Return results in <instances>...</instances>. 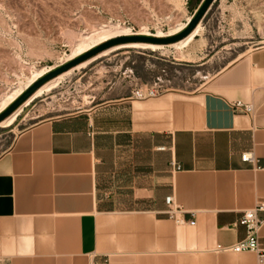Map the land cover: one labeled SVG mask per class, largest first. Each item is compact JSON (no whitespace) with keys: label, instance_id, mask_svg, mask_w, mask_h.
I'll list each match as a JSON object with an SVG mask.
<instances>
[{"label":"crops","instance_id":"crops-1","mask_svg":"<svg viewBox=\"0 0 264 264\" xmlns=\"http://www.w3.org/2000/svg\"><path fill=\"white\" fill-rule=\"evenodd\" d=\"M257 1L212 3L233 10L221 25L233 40L253 42L233 13ZM173 79L156 97L132 90L62 114L30 103L0 132V264H262L216 247L243 239L242 212L264 202V45L195 90ZM259 236L264 246V223Z\"/></svg>","mask_w":264,"mask_h":264},{"label":"rangeland","instance_id":"rangeland-1","mask_svg":"<svg viewBox=\"0 0 264 264\" xmlns=\"http://www.w3.org/2000/svg\"><path fill=\"white\" fill-rule=\"evenodd\" d=\"M257 3L256 10H247L239 18L233 13L235 22L240 19L246 23V40L253 42L243 43L242 37L233 40L227 28L221 27L224 14L232 15L233 10L211 4L209 14L199 22L198 36L187 46L179 48L174 43L158 50L120 47L102 54L104 50L90 58L94 60L87 66L70 69L55 88L31 103L39 102L54 114H62L150 88L142 86L156 82L164 86L159 89L166 90L170 88L165 87L168 79L173 78L175 83L186 85L178 88L195 90L242 53L264 45V0ZM195 6L196 0H0V114L36 82H31L36 72L46 69L45 76L89 51L85 49L96 44L100 29L120 25L129 29L130 35L181 32L196 14ZM222 36L229 41L220 42ZM81 45L86 46L83 52H76ZM174 57L185 65L172 64L170 61H179ZM162 75L167 80H159ZM128 82L134 87L120 86ZM112 84L119 87H110ZM16 91L21 94L11 98ZM30 108L29 103L22 110ZM8 127H0V132ZM9 140L6 135L0 138V152Z\"/></svg>","mask_w":264,"mask_h":264},{"label":"water","instance_id":"water-1","mask_svg":"<svg viewBox=\"0 0 264 264\" xmlns=\"http://www.w3.org/2000/svg\"><path fill=\"white\" fill-rule=\"evenodd\" d=\"M215 0H204L199 9L197 10L194 17L189 21L188 26L183 29L181 32L167 35V36H157V35H141V34H133V35H124L112 38L101 45L87 51L86 53L72 59L66 64L56 68L55 70L50 71L48 74L40 78L37 82H35L30 88L24 92L12 105H10L2 114H0V122L11 115L16 109H18L37 89H39L42 85H44L49 80L57 77L58 75L64 73L72 69L73 67L79 65L80 63L92 58L93 56L101 53L102 51L119 45L126 43H152V44H160V45H169L176 43L187 36H189L193 30L198 26L199 22L208 12L211 4Z\"/></svg>","mask_w":264,"mask_h":264},{"label":"built area","instance_id":"built-area-1","mask_svg":"<svg viewBox=\"0 0 264 264\" xmlns=\"http://www.w3.org/2000/svg\"><path fill=\"white\" fill-rule=\"evenodd\" d=\"M204 0H202L201 4ZM199 5V7L201 6ZM199 7L195 10V13L199 9ZM190 21V20H189ZM164 90L159 89V87H150L147 89L139 88L136 89L133 93V96L138 99H145L159 96L163 93ZM236 109L249 111L251 108L249 106H245L242 102L238 101L234 104ZM242 160L244 161H254V156L252 153H244L242 155ZM166 203L168 205V212L171 216H174L175 219L179 222H183V219L177 218L175 215L174 209V199L172 196L166 198ZM264 213V202H258L255 207L245 210L242 212L241 217L239 218L237 224L242 225L247 229L246 236L233 244L230 247H225L219 244L216 247L217 251L220 252H254L258 255L259 262L264 264V246L260 241V229L264 223V217L262 216ZM193 223V222H192Z\"/></svg>","mask_w":264,"mask_h":264},{"label":"bare ground","instance_id":"bare-ground-1","mask_svg":"<svg viewBox=\"0 0 264 264\" xmlns=\"http://www.w3.org/2000/svg\"><path fill=\"white\" fill-rule=\"evenodd\" d=\"M184 28H185V26H184ZM180 30H181V29H180ZM197 31H198V27L195 28V29L193 30V32H192L189 36H187L186 38H184V39H182V40L176 42L175 45H176L177 47H182V46H185V45L189 44V43L191 42L193 36L197 33ZM99 32H100V34H99L100 37L98 36L97 39L94 41V43H96V44L93 45V46H91V47L86 48L85 51L90 50V49L94 48V47L97 46V45H101L102 43H105L106 41H108V40H110V39H112V38H115V37H118V36L130 35V31H129V29H126V28L120 27V25H117V26L108 25L106 28H102V29H100ZM177 32H179V30H178V31L173 30L171 34H166V35H165V34H159V35H157V36H167V35L175 34V33H177ZM173 44H174V43H173ZM83 45H84V44H83ZM83 45H81V46L79 47V49L77 48L78 50H75V51L77 52V51H79V50H82V51H80V52H83V48L86 47V46H83ZM88 46H90V45H88ZM120 47H133V48H141V49H151V50H156V49H161L163 46L160 45V44L143 43V42H137V43H126V44H121V45H119V46H115V47H112V48L110 47V49L105 50L102 54H107L108 52L113 51V50H115V49H118V48H120ZM73 54H74V53H73ZM76 54H77V53H76ZM70 57H71V56H70ZM73 57H75V56H73ZM73 57H72V58H73ZM69 59H70V58H69ZM93 60H94V58H93V59H90V60H86V61L80 63L79 65H77L76 67H74L73 69L85 67V66H87V65H88L91 61H93ZM73 69H71V70H73ZM47 70H48V69H47ZM71 70L65 71L64 73H62V74L58 75L57 77H55V78L49 80V81L46 82L44 85H42L39 89H37V90H36V91H35V92H34V93H33V94H32V95H31V96H30V97H29L24 103H23V105H22L19 109H17L15 112H13L11 115H9L7 118H5L3 121L0 122V127H5V126H10V125H12L13 122L15 121L17 115L21 112L22 108H23L25 105H28L29 103H31V102H32L33 100H35L36 98L42 96L45 92L51 91L53 88H55V87L59 84V82H60V80L63 78V76H64V75L66 76V74L70 73ZM46 72H47L46 69H42V70L36 72V73L32 76V81H31V82H32V83L35 82V81L37 82L38 79H39L40 77H42ZM29 83H30V81H29ZM32 83H30V85H31ZM31 86H32V85H31ZM24 88H25V87H24ZM11 93H12V92H11ZM20 94H21L20 91H16V92H14L10 97H11V98H16V97H18ZM7 99H8V101L10 100V98H7ZM14 100H15V99H14ZM8 101H7V102H8ZM5 103H6V102H5ZM2 104H3V102H2ZM0 112H1V111H0Z\"/></svg>","mask_w":264,"mask_h":264}]
</instances>
